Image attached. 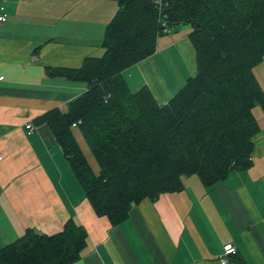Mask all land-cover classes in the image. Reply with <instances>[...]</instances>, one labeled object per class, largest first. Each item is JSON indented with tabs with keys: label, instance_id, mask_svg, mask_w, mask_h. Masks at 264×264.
<instances>
[{
	"label": "crops",
	"instance_id": "crops-1",
	"mask_svg": "<svg viewBox=\"0 0 264 264\" xmlns=\"http://www.w3.org/2000/svg\"><path fill=\"white\" fill-rule=\"evenodd\" d=\"M114 0H0V247L27 228L51 235L70 217L86 231L80 257L70 264H221L223 246L235 253L229 264H264V108L253 115L251 164L205 187L196 175L182 177L179 191L132 204L128 217L112 225L84 197L70 166L45 124L43 112L67 109L86 90L83 81L52 77V68H79L85 57H101ZM191 27L159 35L154 52L121 72L131 91L146 85L164 105L195 74ZM178 54L185 73L168 79L167 55ZM163 70H162V68ZM264 92V56L253 68ZM172 83H170L169 81ZM30 123L29 130L26 124ZM76 141L98 171L81 132Z\"/></svg>",
	"mask_w": 264,
	"mask_h": 264
},
{
	"label": "trees",
	"instance_id": "trees-1",
	"mask_svg": "<svg viewBox=\"0 0 264 264\" xmlns=\"http://www.w3.org/2000/svg\"><path fill=\"white\" fill-rule=\"evenodd\" d=\"M104 54L85 57L79 68H50L48 75L83 81L86 90L35 119L48 126L95 213L112 225L132 204L183 188L196 175L205 187L251 164L258 130L252 109L264 108L253 68L264 56V0H169L162 14L171 31L189 25L195 74L164 105L143 85L131 91L121 72L150 56L162 32L152 0H114ZM80 121L76 127L73 123ZM85 140L94 171L73 133ZM86 231L74 218L60 232L31 228L0 247V264H70L80 257Z\"/></svg>",
	"mask_w": 264,
	"mask_h": 264
},
{
	"label": "built area",
	"instance_id": "built-area-1",
	"mask_svg": "<svg viewBox=\"0 0 264 264\" xmlns=\"http://www.w3.org/2000/svg\"><path fill=\"white\" fill-rule=\"evenodd\" d=\"M152 2H153V5H154L156 11L159 14L160 20L162 21L161 22L162 26H163L162 32H170L171 28H168L165 26V22L163 21V17H162V14L165 13V12H163V10L168 8L169 0H152ZM5 19H6V17L4 15L0 14V21L3 22V21H5ZM0 79H2V76H0ZM79 122L80 121L73 123L72 127H76ZM26 127L29 130L32 129V126L30 123H27ZM0 161H2L1 155H0ZM235 250L236 249H235V246L233 244H231V243L225 244L223 246V252L218 257V260L220 261V263L221 264H229V257L235 253Z\"/></svg>",
	"mask_w": 264,
	"mask_h": 264
},
{
	"label": "rangeland",
	"instance_id": "rangeland-1",
	"mask_svg": "<svg viewBox=\"0 0 264 264\" xmlns=\"http://www.w3.org/2000/svg\"><path fill=\"white\" fill-rule=\"evenodd\" d=\"M166 61H167V66L165 67V71L163 70L162 67L161 68L163 70L164 75L169 80L172 79V73H174L175 75H179V74L185 73V71L188 70V65L184 63L183 59L176 53L168 54ZM169 82L172 83L171 81Z\"/></svg>",
	"mask_w": 264,
	"mask_h": 264
},
{
	"label": "water",
	"instance_id": "water-1",
	"mask_svg": "<svg viewBox=\"0 0 264 264\" xmlns=\"http://www.w3.org/2000/svg\"><path fill=\"white\" fill-rule=\"evenodd\" d=\"M167 9H164L163 12H166Z\"/></svg>",
	"mask_w": 264,
	"mask_h": 264
}]
</instances>
